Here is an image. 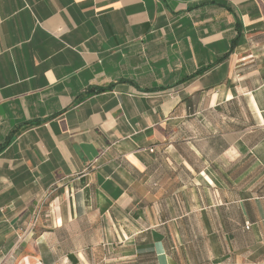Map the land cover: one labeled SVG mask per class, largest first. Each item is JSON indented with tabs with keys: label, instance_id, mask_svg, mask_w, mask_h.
Masks as SVG:
<instances>
[{
	"label": "crops",
	"instance_id": "obj_1",
	"mask_svg": "<svg viewBox=\"0 0 264 264\" xmlns=\"http://www.w3.org/2000/svg\"><path fill=\"white\" fill-rule=\"evenodd\" d=\"M0 264H264V0H0Z\"/></svg>",
	"mask_w": 264,
	"mask_h": 264
}]
</instances>
